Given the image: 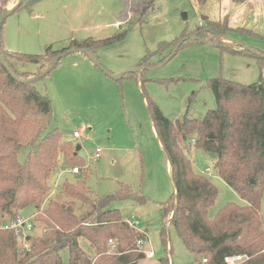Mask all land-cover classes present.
Listing matches in <instances>:
<instances>
[{"label": "rangeland", "instance_id": "rangeland-1", "mask_svg": "<svg viewBox=\"0 0 264 264\" xmlns=\"http://www.w3.org/2000/svg\"><path fill=\"white\" fill-rule=\"evenodd\" d=\"M138 1L41 0L6 19L2 43L13 53L41 55L48 46L61 51L75 40H105L127 31L122 40L101 46L94 54L89 52L93 59L86 53H71L36 82L38 91L48 93L52 102L47 131L58 129L65 141L81 147L78 153L86 165V184L95 196L115 195L123 186H129L146 198L143 204L120 201L112 206L121 211L124 219L138 223V230L146 234L141 251L145 255L153 252L154 257H145L138 264H160L161 259L168 261L166 264H199L200 257L192 254L177 231L163 221V204L174 195V183L145 95L170 120H202L216 108L210 80L243 85L264 82V58L255 55H264V0L242 8L232 0H153L144 14L133 16L130 11L138 9ZM226 16L232 28L229 37L208 34L209 42L215 46L192 40L173 55L179 44L172 46L175 42L196 35L201 27L206 29L208 21H223ZM239 28L251 33L234 32ZM235 44L250 52H233ZM161 46L164 48L158 52ZM167 56L170 60L160 64ZM145 60L146 66L137 78L126 75L117 81L106 73L117 75L137 68ZM18 68L38 78L34 65ZM75 131L81 132L80 139L74 138ZM180 141L195 171L207 175L219 190L209 210L210 218L229 203L246 205L215 174V155L195 150L191 140ZM98 148L102 155L94 161L92 156ZM64 176L70 181L75 179L65 169L61 171L52 195L59 192ZM35 214L31 206L22 216L30 218ZM261 214L264 220V193ZM166 230L167 238L162 235ZM41 231V227L34 226L29 235ZM20 241L23 245L24 240ZM61 256L64 264H70L67 249Z\"/></svg>", "mask_w": 264, "mask_h": 264}, {"label": "trees", "instance_id": "trees-1", "mask_svg": "<svg viewBox=\"0 0 264 264\" xmlns=\"http://www.w3.org/2000/svg\"><path fill=\"white\" fill-rule=\"evenodd\" d=\"M13 1L0 0V17ZM16 1L17 4L19 0ZM39 1L23 0L11 14ZM232 1L242 4L246 0ZM152 4L153 0H139L138 9L130 13L133 16L144 14ZM206 25V29L197 30L196 36L207 42L210 40L208 34L223 36L232 31L228 17L219 22L208 21ZM239 30L234 32L251 33ZM126 35L127 31H122L105 40H75L61 51L48 46L41 55H27L6 50L1 31L0 50L20 80L15 79L0 61V264H64L61 252L65 249L69 252L70 264H138L146 257L139 247L146 234L124 219L119 209L112 207L120 201L143 204L146 198L129 186H123L115 195L95 196L87 187L86 165L77 148L65 141L58 129L47 131L52 102L48 93L36 88V82L46 77L41 78V75L61 53L73 49L95 53L99 47L122 40ZM185 38L171 45L175 47ZM190 41L186 40L179 49ZM235 45L237 47L232 50L235 53L250 52ZM163 48L161 46L158 52ZM255 55L262 57V53ZM168 60L170 56L159 63ZM146 61L138 68L146 66ZM19 65L36 66L38 78L31 80L32 76L21 72ZM127 75L139 76L138 72ZM209 87L215 96L216 108L202 120L188 117L170 120L145 95L150 120L174 183V195L163 204V221L166 227L177 231L192 254L200 257L199 264H228V258L237 256L244 257L238 264H264L261 214L264 82L243 85L213 79ZM180 139L194 140L195 150L216 156L215 174L246 201L245 206L229 203L214 218L209 217L219 190L207 175L195 171ZM74 167H80L81 174H73ZM64 169L75 179L70 181L64 176L59 192L52 195ZM31 206L36 214L30 218L42 231L28 236L30 246L26 249L12 225ZM162 235L167 238V230ZM166 263L168 261L160 260V264Z\"/></svg>", "mask_w": 264, "mask_h": 264}, {"label": "water", "instance_id": "water-1", "mask_svg": "<svg viewBox=\"0 0 264 264\" xmlns=\"http://www.w3.org/2000/svg\"><path fill=\"white\" fill-rule=\"evenodd\" d=\"M23 3V0H19L18 3L16 5H14L10 10H6L2 16L0 17V34H1V31L3 29V26H4V23L6 21V19L11 15V13L18 7L21 6V4ZM204 20H208V18H204ZM227 36V35H225ZM229 37V36H227ZM186 40H194V41H201L203 43H206V44H209V45H213L215 46V43H210V42H207V41H204V40H201L198 36L196 35H192L190 37H187L183 40L180 41V43L178 44V46L175 48L174 50V53L173 55H175L177 53V51L179 50V47L186 41ZM249 49V48H247ZM251 49V48H250ZM88 52H91V51H87V50H83V49H73V50H68L66 52H63L61 53L60 55H58L56 58H54L53 62H52V66L50 68H48L46 70V72H44L42 75H41V78L47 76L51 70L53 69V66L57 65L63 58H65L66 56L70 55L71 53H88ZM94 54V52H91ZM262 57L264 58V55H262ZM0 61L1 63L3 64V66L10 72V74L17 80H20L18 78V76L16 75L15 71L10 67L9 63L7 62V58H6V55L0 50ZM95 64L100 67V63L98 62V60H95ZM141 70H144V69H140V68H134V69H131V70H126V71H123L117 75H110L108 72H106L112 79L114 80H121L125 75L129 74V73H132V72H139ZM36 78H33L31 80H35ZM81 150V147L80 146H77V152H79ZM254 181H252L253 183Z\"/></svg>", "mask_w": 264, "mask_h": 264}, {"label": "built area", "instance_id": "built-area-1", "mask_svg": "<svg viewBox=\"0 0 264 264\" xmlns=\"http://www.w3.org/2000/svg\"><path fill=\"white\" fill-rule=\"evenodd\" d=\"M73 136H74L75 139H80L82 137V134L79 131H75ZM192 143H194V140H192ZM101 155H102V150L100 148H98V149L95 150V152H94V154L92 156V159L94 161H97V160H99L101 158ZM71 172L73 174L79 175V174H81L82 169L80 167H74V168L71 169ZM207 172H208V170H207ZM130 223H131V225L137 227L138 223H134V222H130ZM12 227L15 229L16 235L20 238V240L21 239L24 240L23 247L26 248V249L29 248L30 242L28 240V236H29V233L34 228V224H33L32 220H31V218H24L21 215L14 222ZM110 243H113V242L111 241ZM142 243L143 242L139 243L140 249L142 248ZM146 256L148 258H153L154 257V253L153 252H148V253H146ZM243 261H244V257H242V256H237V257H232V258H228L227 259V263L228 264H238V263L243 262ZM204 262H207V260L205 259Z\"/></svg>", "mask_w": 264, "mask_h": 264}, {"label": "crops", "instance_id": "crops-1", "mask_svg": "<svg viewBox=\"0 0 264 264\" xmlns=\"http://www.w3.org/2000/svg\"><path fill=\"white\" fill-rule=\"evenodd\" d=\"M260 1H261V0H246V1H245L244 3H242V4H235V5H237L238 7H241V8H242V7L246 6V5L249 4V3H250V4L253 3V2H254V3H258V2H260ZM226 17L229 18V16H226ZM86 54L89 55V57H91L92 59L94 58L93 55H92L91 53L88 52V53H86ZM35 67H36V66H35ZM36 68H37V67H36ZM23 212H24V211H23ZM23 212H22V213H23ZM146 257H147V256H146ZM147 258H148V257H147Z\"/></svg>", "mask_w": 264, "mask_h": 264}]
</instances>
